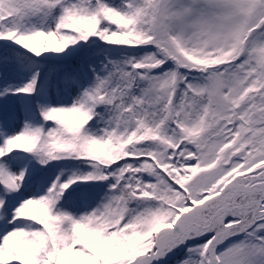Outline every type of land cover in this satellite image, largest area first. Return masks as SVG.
Segmentation results:
<instances>
[{"label":"snow or ice","instance_id":"obj_1","mask_svg":"<svg viewBox=\"0 0 264 264\" xmlns=\"http://www.w3.org/2000/svg\"><path fill=\"white\" fill-rule=\"evenodd\" d=\"M0 264H264V0H0Z\"/></svg>","mask_w":264,"mask_h":264}]
</instances>
